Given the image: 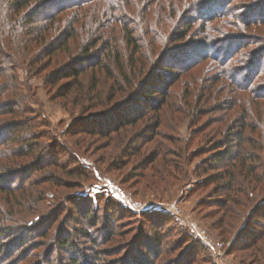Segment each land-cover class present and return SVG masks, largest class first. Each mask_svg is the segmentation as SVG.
I'll return each instance as SVG.
<instances>
[{"label": "trees", "instance_id": "trees-1", "mask_svg": "<svg viewBox=\"0 0 264 264\" xmlns=\"http://www.w3.org/2000/svg\"><path fill=\"white\" fill-rule=\"evenodd\" d=\"M87 1L0 0V264H99L105 253H116L101 246L125 235L117 224L119 219H113L102 222L105 233L94 236L100 223L92 220L91 200L78 202L72 194L61 197L64 190H77L89 181L92 171L78 156L85 146L81 139L74 143L77 149H64L68 153L61 152L53 138L45 143L50 134L36 122L39 115L30 96L31 77L43 79L52 100L62 98L69 106L77 99L83 106L81 113L103 108L105 101L110 103L111 108L94 111L86 116L87 121L72 126L71 134L104 140L123 131L116 139H127L129 144L136 143V137H150L148 141L152 139L158 150L146 148L148 141L143 138L138 152H144L135 158L137 161L147 153L140 163L148 164L149 169L157 159L166 161L174 153L175 148L170 152L166 142L176 146L181 142L173 135L163 137L166 122L180 120L179 126L190 117L175 103L178 78L198 71L200 66L202 70L207 67L205 74L214 73L208 78L193 76V86L186 91L205 94L192 103L180 100L193 109V124L201 123L209 113L220 114L193 131L194 135L206 132L207 138L212 132L210 124L220 127L213 132L208 151L194 156L208 153L198 171L212 172L208 181L217 188L216 205L226 210V218L240 221L238 218L249 210L264 224V160L257 153L255 157L250 154V146L259 149L251 144L253 134L257 132L264 139V32L260 33V29L264 31V0H224L218 11L206 13L203 9L219 0H164L160 9L157 0H105L102 6L100 0H93L104 7L103 12L81 14ZM202 1L204 6L199 5ZM240 1L246 2L236 3ZM149 3L157 6L150 10ZM72 9L77 11L69 15ZM121 11L127 16L119 22L115 13ZM106 23L114 26L101 27ZM187 50L190 54L196 51V55L200 52L191 62L174 61L177 52ZM170 59L171 64H164ZM164 68L174 75L179 73V77L172 78L164 89L150 90L161 95L159 101H152L142 114L122 115L114 118V125H100L101 118L127 98L126 89H130L132 99L139 85L140 89L156 85L159 75L154 73ZM218 87L220 90L213 92ZM225 89L231 91V97L213 103L212 95L220 98ZM84 98L89 103L82 104ZM151 112L154 115L150 117ZM253 115L261 121L250 124ZM132 127L141 129L139 135L128 131ZM177 147L180 153H187V149ZM48 201L52 202L49 206ZM246 232L243 238H249L254 247L264 240V229L255 235ZM156 236L158 245L162 236ZM154 251L137 261L121 259L118 264H158L163 254L158 246ZM184 256L183 263L189 260ZM193 259L187 264H194Z\"/></svg>", "mask_w": 264, "mask_h": 264}, {"label": "rangeland", "instance_id": "rangeland-1", "mask_svg": "<svg viewBox=\"0 0 264 264\" xmlns=\"http://www.w3.org/2000/svg\"><path fill=\"white\" fill-rule=\"evenodd\" d=\"M157 1L159 3L158 9H160L164 0ZM223 1L219 0L210 3L202 12L218 11L225 4ZM87 2L88 5L86 4L87 6L81 10V14L95 13L98 10L100 11L98 13L103 12L104 7H98L94 3L95 1L90 0ZM204 2L202 1L199 5L204 6ZM245 2L240 1L236 3ZM104 3H107V1L100 0L101 6ZM7 6L8 4L6 3L4 8L7 9ZM155 6L157 4L150 5V10ZM76 11L77 9H72L69 15L74 14ZM115 15L120 17L118 19L119 22L127 16L122 11L115 13ZM36 18L37 21L40 20L39 14ZM119 22L117 24L114 23L115 27L119 25ZM114 25L106 23L101 27L111 28ZM120 31L117 32V35H120ZM262 32H264L263 29H260V33ZM179 45L181 46V44ZM223 47L224 45L221 44L220 49ZM229 47H225V52H228ZM262 49L264 50V46ZM190 51L177 52L174 61L178 59L182 63L191 62L192 58H196L200 52L198 51L196 55V51L191 54ZM157 52L159 53L158 50ZM172 60L170 59L164 64H171ZM198 68H200L198 71L181 75V78H178V83H175V87L178 88L176 93L174 92L177 98L175 103L184 109L190 117L188 116L189 118L181 121L179 126L180 120H168L166 122L167 129L163 136L167 139L173 135L175 138L181 140L177 146L187 149V153L183 154V150L180 153L174 143L173 145L172 143L166 142L165 145L170 152L175 148L174 153L168 155L166 161L157 159L155 163H151L149 169H146L148 164L143 165L144 163H140L143 157H147V153L141 159L135 160L136 155L143 154L144 149L141 154H139L138 150L141 147L140 145L144 143L142 139L147 138L146 136L136 137V135H139L138 132H141V129L135 128L137 126L128 129L129 132L136 134V143L134 144H129L127 139H116L120 137L123 131L120 134H113L111 139L106 137L104 140H99L94 137L86 139L85 135L74 136L71 134L70 129L72 126L75 127L80 122L87 121L86 116L94 111L104 110L110 106V103L108 104L105 101L104 109L99 107L95 110H88L87 113H81L83 106L77 99L75 105L67 106L63 103L62 98L57 100L51 99L52 95L50 96L48 94L42 78L31 77L30 81H28L29 86L32 88L30 96L36 101L33 107L39 115H36L39 119L36 122H39L43 126L42 129L50 134L45 143L47 144L50 142V138H53L54 142L59 144L60 148L63 149L61 151L63 153H68V150L64 151L65 148L71 150L77 149L74 145L77 139H81L83 146L85 144L84 148L79 149L80 154L78 156L86 169L92 171L91 178L86 183H83L82 186L78 187L77 190H64L61 197L64 198V196L72 194L78 199V202L87 203L88 200H91L90 203H92L94 209V217L92 220L96 218L97 222L100 223L95 228V232L97 233L93 232L94 236L99 237L101 235L100 232L104 229L102 222L113 219H119L117 224L120 226V231L125 233L124 237L116 239L106 246H101V249H110L116 253L115 255L108 253L110 256L105 253L103 262H99V264H111L113 262L118 264L121 259L125 260V258H129L130 261H137L140 256L145 258L149 251H153L154 253L157 246L163 254L158 260V264H165L164 262L166 261L169 264H187V261L192 260L194 257V264H264V240L254 247L252 246V242L249 241V238H243L245 231H247L246 233L250 232L252 235H255L259 230L264 229V224L258 222L253 217L254 215L251 216L252 211L248 212L249 210L245 216L238 218L240 221L226 218L224 216V211L226 210L222 211L216 205V199L219 197L216 194L217 188L214 183L208 181L209 175L212 172L206 174L203 171H198L202 162L209 158L208 153L196 158L194 156L200 152L208 151L211 147L208 144L210 140L214 139L213 132L216 133L219 130L218 128H220L217 124H210L209 131L212 132L209 137L206 138V132L201 134L195 133L194 135L193 131L197 132L196 130L202 127L204 122H208L209 119L213 121L212 119L219 118L220 114L209 113L208 117L202 120L201 123L198 121L193 124V120H191L193 109L187 108L185 103L180 101L188 99L192 103L194 98H201L205 94L204 91L200 90L186 92L189 88L188 86H193V76H206L208 78L214 73L211 72L207 75L205 74L207 73V67H204V70L201 69L203 68L202 66ZM161 70L154 73V75L156 74L155 77L157 74L159 75V82H155L156 85L150 83L149 89L146 86L148 84L141 89L139 85L136 90L137 93H134L132 99L130 97L131 95H128L130 89H126L124 93L127 94V98L123 100L116 110L114 108L112 109L114 111L102 117L100 125H105L106 123L114 125V118L117 117L120 119L122 115L135 116L142 114L149 109L152 101H159L162 98L161 95L159 93H152L150 90L164 89L172 78L176 79L179 77V73L178 75L170 73L169 68H164L163 71ZM173 72L176 73V69ZM199 72L201 73L198 75ZM18 73L23 78V70L19 69ZM191 77L192 79H190ZM84 85L88 84L84 83ZM179 87L181 88L180 90ZM218 90H220V87L215 88L213 92L217 93ZM222 92L223 95L220 98L214 93L211 101L217 103L222 101L223 98L231 97V91L229 89H225ZM119 101L117 100L112 104ZM81 102L84 105L89 103L85 98ZM152 115H154L153 112H151L150 117ZM227 116H230V113ZM260 121L254 115L249 118L250 124ZM222 128L224 129V127ZM254 136L255 139L254 141L252 139L251 144L255 143L259 146V149L256 146H250V154L255 157V153H257L260 159L264 160V150L262 148L264 147V139L262 140L257 132L253 134ZM149 138L145 140V143ZM82 139H85V142ZM151 140L146 143L148 145L145 147L149 150L155 147L158 150ZM170 163L173 166H169ZM261 168L264 169V164L261 165ZM67 179L69 181L73 180L72 178ZM259 186L261 184L258 185V188ZM51 203V201H48L46 204L49 206ZM230 216L232 215L230 214ZM128 232L129 234H127ZM156 235L162 236L158 245L155 242ZM117 240L120 241L115 244ZM249 243L251 244L250 249L245 250V246ZM184 254L189 260L183 263L181 262V258H183Z\"/></svg>", "mask_w": 264, "mask_h": 264}]
</instances>
